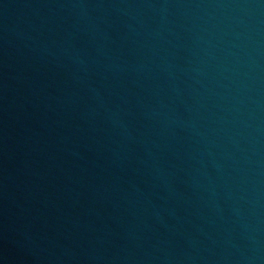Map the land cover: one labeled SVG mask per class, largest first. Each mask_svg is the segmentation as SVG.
I'll return each instance as SVG.
<instances>
[{"label":"water","instance_id":"1","mask_svg":"<svg viewBox=\"0 0 264 264\" xmlns=\"http://www.w3.org/2000/svg\"><path fill=\"white\" fill-rule=\"evenodd\" d=\"M0 264H264V0H0Z\"/></svg>","mask_w":264,"mask_h":264}]
</instances>
